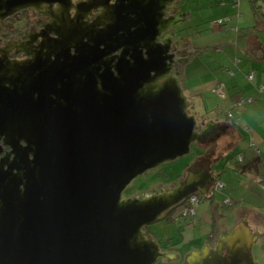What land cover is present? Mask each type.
I'll return each instance as SVG.
<instances>
[{"label": "water", "instance_id": "95a60500", "mask_svg": "<svg viewBox=\"0 0 264 264\" xmlns=\"http://www.w3.org/2000/svg\"><path fill=\"white\" fill-rule=\"evenodd\" d=\"M72 2L0 0V23L28 8L52 18L41 50L26 52L31 59L7 55L26 43L0 48V264L173 258L143 228L209 193L212 172L208 181L190 172L143 198L123 193L139 175L190 154L214 124L190 113L175 68L186 43L175 27L193 14L183 0H117L88 27H71ZM262 236L245 217L216 250L229 247L224 264H260L253 248ZM205 247L189 261L207 258Z\"/></svg>", "mask_w": 264, "mask_h": 264}, {"label": "crops", "instance_id": "0c3cea01", "mask_svg": "<svg viewBox=\"0 0 264 264\" xmlns=\"http://www.w3.org/2000/svg\"><path fill=\"white\" fill-rule=\"evenodd\" d=\"M259 2L264 5V0ZM207 4L218 15L211 22L214 41L210 45L202 41V49L197 53V50L188 46L186 48L183 44L179 52L183 62L180 80L184 93L192 104L191 114L197 115L200 120L214 123L203 142L197 144L196 161L191 165L193 167L203 158L210 160L212 168L217 153L223 154L231 150L237 154L238 161L243 156L242 162H247L246 170L249 175L255 182L264 185V14L261 18V15L254 13L253 19L242 22L243 14L241 12L240 17L235 14L237 7L233 0H206L204 5ZM241 6L242 2L238 7L240 11ZM220 20L227 23L218 24ZM235 27L239 30L236 31ZM252 70L256 71L254 82L248 79ZM218 88L226 93L224 100L218 94ZM239 97H252L254 101L232 110L235 119L230 120L227 116L232 109V101ZM221 113L227 115L226 119ZM214 143H217V147H213ZM209 148L211 149L207 150ZM212 174L215 176L213 169ZM210 193L211 191L206 198L213 201ZM229 202L232 204V200ZM201 203L199 201V205ZM213 205L212 202V207ZM254 213L264 215L254 207L238 206L230 223L237 226L245 217L249 219ZM194 241L198 242L197 239ZM196 248L193 246L190 250H197ZM172 249L167 251L179 253Z\"/></svg>", "mask_w": 264, "mask_h": 264}, {"label": "rangeland", "instance_id": "374dc122", "mask_svg": "<svg viewBox=\"0 0 264 264\" xmlns=\"http://www.w3.org/2000/svg\"><path fill=\"white\" fill-rule=\"evenodd\" d=\"M205 1L206 0H183V7L185 10L193 14V21L185 22L183 25L175 27V30H180L179 34L184 35L186 38V43L183 46L197 50L196 53L202 49V45H200L202 41H205L209 45L214 41L211 22L218 17V15L215 14V11H211L209 4H207V6L204 5ZM241 2L242 8L240 11V9L238 10V7L241 5ZM233 4L237 7V9L235 8V14H237L238 17L241 16L242 12V22L253 19L254 13L261 15V18H263L264 5L259 2V0H241L239 4H236L233 0ZM250 15L252 18H250ZM223 23L227 22H222V24ZM234 29L236 31L239 30L238 27H235ZM201 35H209V37H207L206 40H202L200 38ZM249 81L251 80L249 79ZM192 112V109H190V113ZM221 114L225 115L226 119L227 115L223 113ZM222 115L220 116L222 117ZM213 147H217V143H214ZM210 149L211 148L207 150ZM196 154L197 146L196 144H193L190 154L180 157L177 160L166 162L157 168L139 175L126 188L123 193V198H143L164 187L169 188L178 185L189 175V169L192 167L191 164L196 161ZM207 154H209V152ZM236 156L237 154L231 150L226 151L223 154L217 153L212 164V169L215 174V184L211 186L212 189L210 194L213 201L202 196V199H200L202 203L196 206V215L189 214L188 218L181 217L183 216L181 212L183 213L189 205L182 206L185 208H182L177 212L181 215L179 220L175 222L168 221L166 213L157 222L147 226V230L148 228L151 229L156 240L163 244V246L165 245L163 248L164 251L173 248L172 244L177 245L176 249L179 253L180 251L187 253L193 246L201 248L202 246L207 245V243L215 245L214 242H211V235L219 231L222 221L227 219L232 220L235 208L238 206L254 207L256 210L264 213V185L254 181L253 177L249 175L248 170H246L247 162H239ZM220 183H223L225 186L218 189ZM224 200H232V204L227 205L224 203ZM212 202L214 203L213 207ZM207 206L208 208H206ZM259 216V213L251 214L248 222L253 231L264 233V217L261 222L257 220ZM169 237L171 240H168ZM195 239H197L199 243L194 241ZM261 244H264L263 238L254 250L257 261L258 259L262 260V248L258 249ZM205 248L206 247H203L200 252ZM172 250H174V248ZM169 253L175 254L176 256L179 255L177 252ZM176 261L177 260L174 258L160 257L154 264H178Z\"/></svg>", "mask_w": 264, "mask_h": 264}, {"label": "flooded vegetation", "instance_id": "af4514ba", "mask_svg": "<svg viewBox=\"0 0 264 264\" xmlns=\"http://www.w3.org/2000/svg\"><path fill=\"white\" fill-rule=\"evenodd\" d=\"M117 0H110L109 4L112 5L116 2ZM108 1L107 0H73L72 2V6H71V15L70 18L68 20V23L71 27H76L78 25H82L85 27H88V25L92 24L94 21L99 19V16L103 14V11L101 10V8H105L106 6L109 7ZM52 8L54 10H58L59 13H61V11H59L58 4H54L52 6ZM108 19V18H107ZM52 20V18L46 14V13H42L39 12L38 10H36L35 8H28L25 10H22L20 12L15 13L14 15L8 17L6 19L5 23H0V48H5L8 44H16L17 42L19 43H26V44H22L20 45V49L17 48V46L12 47L8 50V57L10 59L13 60H26V59H31L33 57V55H27L26 52L27 51H40V41L42 40V37L40 36V34H43V31L45 29V25L50 23ZM39 40V41H38ZM27 41H33V46L30 47V43H27ZM38 41V42H36ZM183 47L179 46L177 52H178V61L176 62V66L175 68L180 71V68L182 67V61H181V56H180V51ZM74 52V49H73ZM0 56H2V51L0 53ZM10 151V147H4V151L1 154V157H3L7 152ZM14 155H12V157L10 158L11 160L13 159ZM209 161L200 158L194 165L193 167H191L189 169V173L190 172H196L195 174H197L198 176H200L201 179L203 180H209V173L212 172V168H211V164L209 163ZM186 179V178H185ZM210 182V181H209ZM166 187L160 189L159 191L165 189ZM211 191V189H210ZM195 194H198V200L200 201V199H202V196L204 197H208V193L207 194H203L200 191H197ZM142 198V197H140ZM199 204V203H198ZM227 204V203H225ZM188 204H184L183 206H187ZM227 205H231V202ZM185 208V207H178L175 210H171L167 212V219L168 221H177L180 219V214H178L177 212H179L180 209ZM181 214L183 216V218H188L189 217V213L186 210L183 211V213L181 212ZM196 215V214H195ZM264 216L260 215L259 218L257 220L262 222V218ZM225 223H221L220 224V229L218 232L213 233L211 235L212 237V243L214 242L215 245H212L210 243H207V245L209 247L212 248V251L210 252L209 256H207V258H205L202 262H198L197 264H224L227 260V256L229 254V247L228 246H224L222 251H218L217 246L218 243L220 242L221 238L223 235L226 234V232H233L235 226H233V222L230 223V219H227L224 221ZM242 223V222H241ZM169 225V224H168ZM239 225V224H238ZM237 225V226H238ZM148 226V225H147ZM147 226H145L143 228V232L146 235V237L148 236H153L154 239L156 240V237L154 235V233H152L151 229L148 228L147 230ZM260 232V231H259ZM263 236L259 237L258 240L255 243V246L253 248V253L255 248L257 247V245L259 244L260 240L263 238L264 239V233L262 232ZM219 235V237H218ZM168 240H171V238L169 237ZM157 241V240H156ZM159 242V241H158ZM161 251H164V246L163 244H161ZM205 245V246H207ZM176 244H172V247L174 249H176ZM197 247L196 249L201 251L203 247ZM262 248V260L258 259V262L260 264H264V244H261L259 246L258 249ZM177 250V249H176ZM164 252H168L167 250H165ZM181 254H179L178 256H174L173 258L175 260H177L176 262H178V264H193L189 261V256L192 253V250H190L187 253H183L182 251H180ZM255 256V254H254ZM255 259L256 256H255ZM196 264V263H195Z\"/></svg>", "mask_w": 264, "mask_h": 264}, {"label": "built area", "instance_id": "2783aa9c", "mask_svg": "<svg viewBox=\"0 0 264 264\" xmlns=\"http://www.w3.org/2000/svg\"><path fill=\"white\" fill-rule=\"evenodd\" d=\"M240 1L241 0H234V2L236 3V4H239L240 3ZM222 20H220L219 22H218V24H222ZM255 74H256V72H255V70H252L249 74H248V78L251 80V81H254V79H255ZM263 89V88H262ZM218 91V93H219V95H220V97L224 100L225 98H226V93L220 88V89H218L217 90ZM254 101V99L252 98V97H239V98H237V99H234L233 101H232V104H231V110H229V112H228V117L230 118V119H235V115H234V113L232 112V110H234V109H236V108H239L240 106H243V105H246V104H250V103H252ZM239 121V120H238ZM258 152H260L259 150H257ZM243 161V156H241L240 158H239V162H242ZM224 187V184L223 183H220L219 185H218V189H221V188H223ZM198 203H199V200H198V196H196V195H193V196H191V198L189 199V201H188V205H189V207L187 208V211H188V213L189 214H196V209H195V206L196 205H198ZM225 203H230L229 202V200L228 201H226L225 200Z\"/></svg>", "mask_w": 264, "mask_h": 264}, {"label": "bare ground", "instance_id": "6f19581e", "mask_svg": "<svg viewBox=\"0 0 264 264\" xmlns=\"http://www.w3.org/2000/svg\"><path fill=\"white\" fill-rule=\"evenodd\" d=\"M237 120V119H236ZM193 195H195V194H192L191 196H193ZM191 196L188 198V200L186 201V203H188V201H189V199L191 198ZM196 196H197V194H196Z\"/></svg>", "mask_w": 264, "mask_h": 264}, {"label": "trees", "instance_id": "16d2710c", "mask_svg": "<svg viewBox=\"0 0 264 264\" xmlns=\"http://www.w3.org/2000/svg\"><path fill=\"white\" fill-rule=\"evenodd\" d=\"M196 195V194H195ZM197 196H198V194H197Z\"/></svg>", "mask_w": 264, "mask_h": 264}]
</instances>
